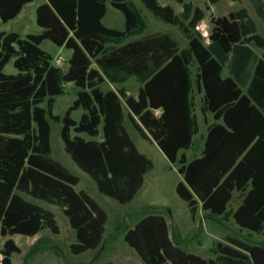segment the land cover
I'll use <instances>...</instances> for the list:
<instances>
[{"label":"trees","instance_id":"obj_1","mask_svg":"<svg viewBox=\"0 0 264 264\" xmlns=\"http://www.w3.org/2000/svg\"><path fill=\"white\" fill-rule=\"evenodd\" d=\"M140 1L155 19L178 28L186 49L169 33L145 34L146 20L131 0H46L35 10L39 34L0 32L1 264H12V255L20 254L11 237L59 234L53 213L29 199L61 210L75 233L72 255L105 246L107 214L84 191L75 192L79 178L52 158L51 124L60 125L64 152L97 192L125 205L153 165L130 138L123 105L137 133L177 166L183 181L175 192L191 221L202 211L212 222L237 229V236L226 235L211 253L222 264H264V247L250 240L252 234L264 235V38L241 9L211 18L204 45L197 30L203 9L171 0L181 6L175 14L156 0ZM249 1L264 26L263 1ZM32 2L0 0V27ZM217 2L207 0V6ZM107 3L123 15L122 31L104 26ZM43 41L71 52L66 68L52 65L40 49ZM11 61L16 73L7 75ZM130 79L140 85L136 98L123 88ZM105 82L117 88L103 92ZM66 85L76 89L75 99L62 116L54 115ZM196 90L202 115L213 116V122L201 137L199 155L188 159L185 152L196 150L199 128ZM77 110L82 114L75 121L71 115ZM235 193L240 203L229 209ZM148 209L121 237L143 264H209L181 248L162 211Z\"/></svg>","mask_w":264,"mask_h":264},{"label":"rangeland","instance_id":"obj_2","mask_svg":"<svg viewBox=\"0 0 264 264\" xmlns=\"http://www.w3.org/2000/svg\"><path fill=\"white\" fill-rule=\"evenodd\" d=\"M132 3L141 11L144 16L147 28L145 34L150 33H169L179 44L180 50L187 47V41L177 27L166 25L155 19L142 5L140 0H131ZM160 5H167L178 13L181 7L171 0H156ZM194 6L204 8L207 0H187ZM46 0H34V2L23 7L21 13L12 21L1 25L0 32H15L21 38L27 34L36 35L41 29L35 22L36 8L45 3ZM244 8L249 17L254 20L257 33L264 38V27L255 15L253 8L247 0H218V2L209 7L205 18L197 27L202 34L203 44L206 45L207 36L211 29V17H226L230 12H235ZM103 24L107 28L122 31L124 29L123 15L109 6L107 3V12L103 19ZM204 24V26H202ZM207 29H203L202 27ZM40 49L49 54L52 58V65L64 69L67 67V61L71 52L53 45L49 41H43ZM4 73L7 75L15 74L16 70L12 67V61L5 68ZM112 87L111 84L105 82L100 86V90L105 92ZM140 85L134 80L127 81L123 88L128 96L136 98ZM197 89V88H196ZM76 89L71 85H66L61 96L56 97L53 114L62 116L66 109L71 106L75 99ZM200 95V94H199ZM195 117L198 122V133L195 137V151H187L185 154L188 159L198 155V150L202 144V135L205 133L206 127L213 122V116H202L201 100L194 92ZM124 125L125 128L140 153L145 155L152 162V169L143 177V185L135 198L128 204L120 205L117 202L100 195L92 180L84 174L71 161L69 156L63 150V144L60 139V125L51 124L50 144L52 158L61 163L70 173L79 178L80 182L75 187V191H84L97 204H99L108 214L106 224V244L100 251L85 253L81 256H74L70 252V245L74 242V234L70 230L68 222L57 210L55 215L59 234L52 235L48 230L41 233L39 237L27 238L23 236H13L11 239L20 249V254H13L11 257L12 264H103L104 262H114L116 264H143L137 255L129 248L124 247L120 243L122 232L125 228H130L134 221L140 217L143 210H149L148 207H154L162 211L166 218L171 231L180 237L181 246L185 250L205 259L209 264H222L225 262L220 257L211 253L212 246L217 242H224L225 236L228 234L237 236L238 231L235 226H220L205 217V214L199 211L195 222L190 219L186 204L178 198L175 192L176 185L182 182V176L178 173L177 166L170 164L164 155L160 152L152 140L142 139L133 128L128 120V110L123 105ZM82 114L81 110L72 113L71 117L78 121ZM206 117V118H205ZM204 119L208 122L205 124ZM102 136L101 128H99V138ZM238 194H234L233 200L229 204V209L236 206ZM47 208L51 207L45 205ZM56 208V207H54ZM57 209V208H56ZM246 235V232H243ZM4 238L0 239V249L4 242ZM250 240L264 247V235L252 234ZM1 261V256H0ZM1 264V262H0Z\"/></svg>","mask_w":264,"mask_h":264},{"label":"crops","instance_id":"obj_3","mask_svg":"<svg viewBox=\"0 0 264 264\" xmlns=\"http://www.w3.org/2000/svg\"><path fill=\"white\" fill-rule=\"evenodd\" d=\"M232 1V0H231ZM238 1V0H237ZM249 3H250V1L249 0H247ZM263 1V3H264V0H262ZM232 2H236V1H232ZM177 4V3H176ZM250 5H251V7L253 8V6H252V4L250 3ZM163 6V5H162ZM164 6H167V5H164ZM180 6V5H179ZM194 6V5H193ZM206 6H207V2H206V4H205V6H204V8H201V9H203L204 11H205V14H206V12L207 11H209V7L211 6V5H208L207 7H208V10H206ZM181 7V6H180ZM196 7V6H195ZM173 9V8H172ZM241 9H244V8H241ZM241 9H239V10H241ZM239 10H237V11H239ZM253 10H254V8H253ZM237 11H235V12H237ZM175 12V11H174ZM180 12H181V10H180ZM180 12H178V13H176L175 12V14H180ZM235 12H230V13H235ZM247 12V11H246ZM255 12V11H254ZM21 13V12H20ZM229 13V14H230ZM228 14V15H229ZM247 14H248V12H247ZM227 15V16H228ZM255 15H256V13H255ZM226 16V17H227ZM249 16V15H248ZM257 16V15H256ZM225 17V16H224ZM204 18H205V16H204ZM203 18V19H204ZM211 18H215V17H211ZM217 18H221V17H217ZM258 18V17H257ZM259 19V18H258ZM260 20V19H259ZM203 21V20H202ZM201 21V22H202ZM253 22H254V20H252ZM201 22L198 24V26L201 24ZM210 22H211V19H210ZM261 22V21H260ZM255 23V22H254ZM262 24V23H261ZM197 26V27H198ZM202 26H204V24H202ZM255 26H256V24H255ZM263 26V25H262ZM264 27V26H263ZM203 29H207V26H206V28H204V27H202ZM211 28H212V24H211ZM198 30V29H197ZM210 31H211V29H210ZM201 34V33H200ZM209 34H210V32H209ZM28 35V34H27ZM202 35V34H201ZM26 36V35H25ZM209 36V35H208ZM208 36H207V42H206V45L208 44ZM203 37V36H202ZM204 38V37H203ZM254 50V52L258 55V56H260L261 55V51L260 50H258V49H253ZM117 88V86L116 85H112V87H110V89L109 90H115ZM108 91V90H107ZM200 93L199 92H197V95L199 96V101L201 100V94L199 95ZM155 114H156V116H158L159 114H160V112L159 111H156L155 112ZM207 115V114H206ZM202 116H204V115H202ZM206 118V117H205ZM204 122H205V124H207L208 125V122H206V119H204ZM211 124V123H210ZM134 128V127H133ZM137 132V131H136ZM138 134V133H137ZM139 135V134H138ZM140 136V135H139ZM141 137V136H140ZM142 138V137H141ZM101 139H102V136L99 138V136L97 137V141H101ZM143 139V138H142ZM201 148H202V144H201V147L199 148V150H198V155H199V153H200V151H201ZM195 149H196V146H195ZM64 150V149H63ZM198 155H196V156H198ZM187 156V155H186ZM91 180V179H90ZM80 182V181H79ZM93 182V181H92ZM94 183V182H93ZM95 185V184H94ZM76 187V186H75ZM75 187H74V190H75ZM95 188H96V186H95ZM97 190V189H96ZM76 192V191H75ZM79 192V191H78ZM88 195V194H87ZM89 196V195H88ZM90 197V196H89ZM91 198V197H90ZM30 201H32V202H34L35 204H37V205H39V206H41V207H43V208H45V209H47V210H49L50 212H54L55 210H57L62 216H64L63 214H62V212H61V210L58 208V207H56V206H52V205H49V204H46V203H43V202H39V201H36V200H31V199H29ZM239 203H240V199L238 198L237 199V202H236V206L234 207V208H232V209H236L237 207H238V205H239ZM45 205H47V206H49V207H51L52 209H49V208H47ZM99 205V204H98ZM100 206V205H99ZM54 207H56V208H54ZM101 207V206H100ZM102 208V207H101ZM103 209V208H102ZM104 210V209H103ZM105 211V210H104ZM202 212V211H201ZM199 213V212H198ZM106 214H107V212H106ZM53 215H54V213H53ZM55 216V215H54ZM65 217V216H64ZM165 218V217H164ZM55 220H56V218H55ZM67 220V219H66ZM137 220V219H136ZM135 220V221H136ZM107 221H108V214H107ZM135 221H134V223H135ZM165 221L167 222V220H166V218H165ZM57 222V221H56ZM68 222V221H67ZM134 223H133V225H134ZM107 224V223H106ZM167 224H168V222H167ZM58 225V224H57ZM69 225V224H68ZM132 225V226H133ZM169 225V224H168ZM131 226V227H132ZM130 227V228H131ZM59 228V227H58ZM69 228H70V226H69ZM105 228H106V225H105ZM70 230L73 232V234H74V242L72 243V244H74L75 242H76V239H75V233H74V231L70 228ZM44 231H47V230H44ZM44 231H42V232H40L39 234H37L36 236H34L33 238H37V237H39L40 235H41V233H43ZM237 231V230H236ZM171 233V232H170ZM121 237H122V235H121ZM12 238V237H11ZM178 238V240H179V243H181L182 241H181V239H180V237H177ZM3 239V238H2ZM13 240V239H12ZM122 243V240H120V243L119 244H121ZM122 245L124 246V247H127L125 244H123L122 243ZM183 245V243L181 244V246ZM182 248V247H181ZM101 249H103V247H101ZM100 249V250H101ZM184 249V248H183ZM99 250V251H100ZM187 251V250H186ZM89 252H96V251H88V252H86V253H89ZM188 252V251H187ZM190 253V252H189ZM83 254H85V253H83ZM82 254V255H83ZM193 254V253H192ZM195 255V254H194ZM81 256V255H80ZM198 256V255H197ZM200 257V256H199ZM202 258V257H201ZM141 261V260H140ZM105 263V262H104ZM103 263V264H104ZM112 263H114V262H112ZM53 264H59V263H53ZM116 264V263H115Z\"/></svg>","mask_w":264,"mask_h":264}]
</instances>
